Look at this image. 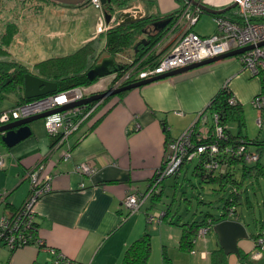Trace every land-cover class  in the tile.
I'll return each instance as SVG.
<instances>
[{"label": "crops", "instance_id": "0c3cea01", "mask_svg": "<svg viewBox=\"0 0 264 264\" xmlns=\"http://www.w3.org/2000/svg\"><path fill=\"white\" fill-rule=\"evenodd\" d=\"M205 2L218 8L226 1ZM136 3H140L137 6L145 15L163 17L180 10L184 0H152V3L139 0ZM86 8L88 6L81 10ZM122 8L116 10L118 14ZM185 25L184 21L173 34L167 33L158 46L159 54L167 53L176 44ZM110 82H100V89L108 88ZM225 85L243 109L261 90L260 80L244 69L239 57H229L130 90L123 96L109 97L91 123L96 125L72 149L67 160L62 159L60 152H51L43 120L33 122L32 135L13 148L0 141V159L4 160V166L0 167V195L7 193L0 203V219L20 208L29 195L27 170L44 163L45 173L52 177V191L36 206L38 240L14 250L0 245V264H57V255L77 264H122L128 247L146 232L152 236V252L147 264H211V252L221 248L213 230L203 239L194 240L192 252H184L180 249L184 223L168 219L171 209L155 215L163 198L158 196L155 204L148 200L133 214L123 201L128 194L144 193L151 188L165 160L166 143L197 125L200 113ZM244 113L247 120L245 109ZM136 124L140 129H136ZM205 130L204 127L201 132L204 134ZM75 141L76 137L71 138V143ZM81 164L92 166L95 173L90 177L82 174L78 169ZM178 177H173L175 185ZM168 185L165 180L163 196ZM247 204L248 209H260L262 217L264 205L250 206L248 201ZM237 211L240 213L239 208ZM257 215L253 212L248 222L239 221L249 234L248 239L239 242L242 252L257 251L251 234L264 232L261 223L250 225ZM149 217H154L155 221L149 222ZM228 262L242 264L235 254L228 257ZM252 264H264V255Z\"/></svg>", "mask_w": 264, "mask_h": 264}, {"label": "built area", "instance_id": "2783aa9c", "mask_svg": "<svg viewBox=\"0 0 264 264\" xmlns=\"http://www.w3.org/2000/svg\"><path fill=\"white\" fill-rule=\"evenodd\" d=\"M225 1L224 4H219L220 7L237 4V7L230 11L234 13L236 18L232 19L225 15L215 16L213 18L216 25L215 32L209 36H202L193 31V28L199 22L202 11L194 7L190 1L185 0L177 15V22L173 26V29H178L183 21L186 22L182 35L176 44L167 53L162 54L157 61H151L147 66L141 67V62H139L122 72L120 76L117 72L114 73L111 80V82H115L114 86L111 85L112 90H116L128 82L151 79L232 51L253 47L238 55V57L244 69L252 77L260 80L261 90L253 98L252 104L262 113L264 110V0ZM90 4L102 12L103 19L101 18L99 21L98 32L104 33L111 27L112 23L116 24L117 16L113 17L111 24L106 23L101 0H90ZM87 92H89V88L77 87L65 92L32 99L31 102L26 104L0 111V127L77 103L86 97ZM235 102V98H232L231 103L234 104ZM85 106L73 107L70 110L49 115L43 119L48 136L56 139L53 151L60 152L64 160H67L72 152V145L68 142L69 136L79 129L81 124L90 119L84 113ZM199 120L205 125L207 115L201 112L198 117ZM259 122L262 123V117L258 120ZM215 124L214 134L217 137H222L223 129L218 125L217 116H215ZM136 129H140L139 124H136ZM192 129H195L194 126L189 127L178 139L168 143L165 160L162 167L157 171L158 178L151 189L140 194L131 193L125 197L123 204L129 209L130 214L138 212L141 206L152 197L159 182L168 176L177 174L185 162H192L202 154L210 159L207 168L211 171L222 168L220 162L226 164L230 157H243L246 163L250 165L260 160V154L256 151H247L245 145L238 146L237 149L222 147L217 142L194 145V130ZM205 133L196 132V136L200 140ZM3 166L4 160L1 158L0 167ZM78 169L88 177L95 173L94 168L88 164H81ZM45 170V164L41 163L26 171L25 177L30 183L29 195L20 208L0 219V245L14 250L38 240L35 233L36 206L41 198L52 191V177L50 174H46ZM82 187H85V185L82 184ZM5 195H7L6 192L0 195V203ZM156 220H159V218L157 217ZM153 221H155V218L149 217V222ZM210 231V226L201 228L196 239H203ZM258 244L260 248L254 253L255 259H261L264 255V241L260 239ZM55 259L56 263L60 264L59 259L65 258L57 255ZM65 260L68 263L77 264Z\"/></svg>", "mask_w": 264, "mask_h": 264}, {"label": "trees", "instance_id": "16d2710c", "mask_svg": "<svg viewBox=\"0 0 264 264\" xmlns=\"http://www.w3.org/2000/svg\"><path fill=\"white\" fill-rule=\"evenodd\" d=\"M28 1L43 3L49 0ZM136 1L139 0H112L110 3L103 5V12L112 15L113 18L114 16L118 15L116 11L118 9L116 8L118 5L119 8L123 7L122 9H126L129 5ZM145 1L152 3V0ZM179 1L181 2V0ZM89 4L90 0H86L84 3L78 5V7L84 8ZM178 14L179 10L163 17L146 15L143 19L135 23L126 25H111V27L106 32L99 34L97 38L83 44L73 54L60 57H52L50 59L38 62L34 65L33 69H30L26 65L16 61L13 58H9L10 54L9 52H7L6 47H10L12 45L16 35L20 32V30L16 25V22L8 23L0 39L2 45L0 46V104L13 94L16 95L18 99L15 105L11 106L10 108L32 101V99H26L24 94V81L27 74H32L43 80L56 83V93H61L77 87L91 88V86L99 79L91 81L88 78V72L98 63H100L99 60L104 55L106 57L113 58L117 64H121L123 66L121 70L117 71L118 76H120L122 72L126 71L139 62H141V67H144L150 64L151 61H157L162 56V54L158 53V46L167 35V33L171 30V28L176 24ZM209 16L213 18L215 17L214 15ZM225 16L231 17L232 19L236 18L233 12H228L225 14ZM166 18H170L171 23L164 30L156 32L154 30L153 24L158 20ZM98 38L104 39V47L100 52H97L96 48L94 47V42ZM142 39H146L148 44H140L136 50L137 44ZM129 54L132 56L127 62L126 60H124L125 62L119 60L122 56L127 57ZM114 83L115 82L113 81V85ZM131 83L133 82H128L125 85ZM110 85H112V82L110 83ZM126 92L121 93L119 96H123ZM89 94L90 91L87 92V96ZM232 98L235 97L232 91L229 89L228 85H225L223 88H221L220 91L213 97L209 106L203 112V114L207 115L206 124H201L199 120L198 124L194 126L195 129H192L194 130V145L217 142L222 147H231L233 149H237L238 146L245 145L247 151L252 152L250 149L251 145L259 144L257 140L252 141L248 136L243 134V129L246 125L244 109L242 104L238 100H236V98V102L232 104ZM101 109L102 108L99 107V109L95 112L93 119L100 113ZM215 116L218 117V125L223 129L222 137H217L214 134V129L216 127ZM210 117L213 121V124L209 123ZM89 120L91 121L92 119ZM89 120L81 124L79 129L75 133L74 137H76V141L72 143V149L76 147L96 125L90 124ZM232 124L237 125L238 132L236 134L232 130ZM204 127L207 129V131L205 135H203L199 140V138L196 136V132H201L200 130ZM0 141L3 142L1 134ZM55 142L56 139L50 137V148H53ZM68 142L71 143V139H68ZM167 145L168 142L166 143V149ZM196 159L197 163L194 167L193 173L202 182H221L223 185L229 178L233 176L234 167L237 164H240L243 167V182L245 179L250 177L254 179H260L261 174H264V169L260 164V161L258 163L250 165L247 164L245 159L240 156H236L233 158L230 157L226 164L224 162H220L222 168L212 171L207 168L210 159L206 157V155L202 154ZM184 168L185 163L181 166L178 173L174 177H177L180 173H183ZM157 178L158 176L155 175L153 183L157 181ZM165 180L166 178L158 183L157 188L152 194V197L148 199H151L150 201L153 204L158 202L159 199H156L158 196L160 197V199L164 197L161 192ZM153 183L151 184V187L153 186ZM245 191H247V189ZM245 191H240L237 188H234L231 196L226 200L225 215L222 218H215L211 215V213L203 212L202 219L195 220L192 223L182 224L181 227L183 229V233L180 242V249L184 252H192L195 247L194 240L196 239L200 229L203 227L210 226L212 231L216 223L225 219L240 221V218L242 216L240 215L241 213H238L237 209L243 205L242 199L243 193ZM247 201L251 203L250 206H254L253 202L250 200V197L247 198ZM262 214V217L260 214H258L256 217L254 216V218L252 219L253 223H251L250 225H257V223H261L262 225H264V212H262ZM251 238L255 241V250H258V248H260L258 241L260 239L264 241V232L260 231V233L257 234L253 233L251 234ZM151 252L152 236L148 232H146L142 237L134 241L128 247L124 254L122 264H147L151 256ZM239 253V261L242 264H252L254 260H256L254 258L253 252L245 253L240 250ZM229 256L230 255H227L222 248H218L211 252L210 262L211 264H229ZM59 260L60 264H72V262H66L65 259Z\"/></svg>", "mask_w": 264, "mask_h": 264}, {"label": "rangeland", "instance_id": "374dc122", "mask_svg": "<svg viewBox=\"0 0 264 264\" xmlns=\"http://www.w3.org/2000/svg\"><path fill=\"white\" fill-rule=\"evenodd\" d=\"M99 15H101L100 11L91 5L81 10L78 6L64 5L51 0L43 3L28 0H0V39L8 23L16 22L20 32L16 35L12 45L6 47V50L10 54L9 58L33 69L38 62L73 54L83 44L91 41L95 33L97 35L95 38L102 34V32H96L98 22L102 18V15L100 18ZM215 26L213 18L203 14L193 31L202 36H209L215 32ZM175 30L177 29L172 27L170 32H175ZM0 46H2L1 40ZM94 47L97 52H100L104 47V39H96ZM131 56L130 54L127 57L122 56L119 60L127 62ZM104 58H106L105 55L100 58L99 62ZM111 79L112 75L102 78L97 83L110 82ZM91 93L94 94L93 91ZM87 97H90V94ZM17 99L16 95H10L0 104V111H5L6 108L15 105ZM244 109L247 120L243 134L247 135L250 140L259 142V144L251 145L250 149L261 155L259 161L264 169V110L260 113L252 102ZM261 117L262 123H258ZM209 123L213 124L211 117ZM232 126L235 127L233 132L236 134L237 125L232 124ZM196 163L197 159L185 162L184 172L179 177L177 176L176 185L173 177L166 179L170 185L166 188L163 203L161 202L156 207L155 215L159 216L171 209L172 213L168 219H174L176 222L192 223L202 219L203 212H209L213 217L220 219L225 215L226 200L231 196L234 188L240 191L247 189L243 194V205L239 207L242 216L240 221L251 220L249 214L252 216L253 212L259 214L260 209L247 208V197H250L254 205L257 203L264 205V174H261L259 181L250 177L243 182V167L237 164L234 167L233 176L223 185L221 182H202L193 173ZM1 212L2 208H0V215ZM262 212H264L263 209Z\"/></svg>", "mask_w": 264, "mask_h": 264}, {"label": "water", "instance_id": "95a60500", "mask_svg": "<svg viewBox=\"0 0 264 264\" xmlns=\"http://www.w3.org/2000/svg\"><path fill=\"white\" fill-rule=\"evenodd\" d=\"M51 1L61 3L64 5L78 6L84 3L86 0H51ZM111 1L112 0H101V3L102 5H105L107 3H110ZM186 1H191L195 6L200 7L204 13L208 15H214V16L225 15L226 13L230 12L231 10L237 7V4H233L226 8L217 9L209 5H205L197 0H186ZM116 8H119V5ZM145 16H146L145 12L141 8L136 7L134 3H132L126 9L119 11V14L117 15V18H116V24L126 25V24L135 23L143 19ZM104 17L108 25L113 22L112 15L104 13ZM170 23H171L170 18L158 20L153 24L154 30L156 32H160L164 30L165 28H167ZM140 44L147 45L148 43L146 39H142L137 44L136 50ZM252 48L253 47H246V48H243L237 51H232L227 54H224V55H221L215 58H211L208 60H204L202 62H198L190 66H187V67H184V68H181V69H178V70L166 73V74H162V75H159L151 79L128 84L118 90L111 91V95L117 96L123 92L137 89V88L149 85L156 81L175 77V76L187 73L189 71H193L195 69H199L201 67L219 62L223 59L238 56ZM122 67L123 66L121 64H117L113 58L106 57L88 72V78L91 81H94L96 79H101V78L112 75L113 72H117L118 70H121ZM56 92H57L56 83L43 80L32 74H27L25 76L24 94H25L26 99H29V100L36 99V98L44 97V96H47V95H50ZM104 96L105 94L94 95L82 101H79L77 103L70 104L67 106H62L50 112L36 115V116H33L25 120L16 121L14 123L2 126L0 128V134L2 135V141L8 148H13L17 146L18 144H20L21 142L27 140L32 135V129L30 126L33 122L41 121L49 115L64 112V111L70 110L73 107L85 106L91 103L92 101L103 98ZM213 231L218 237L220 247L224 250V252L227 255H233V254L239 255L240 254L239 253L240 252L239 242L241 240H246L249 238L247 227L243 223L237 220L225 219L223 221H220L216 223Z\"/></svg>", "mask_w": 264, "mask_h": 264}, {"label": "flooded vegetation", "instance_id": "af4514ba", "mask_svg": "<svg viewBox=\"0 0 264 264\" xmlns=\"http://www.w3.org/2000/svg\"><path fill=\"white\" fill-rule=\"evenodd\" d=\"M185 1V0H184ZM197 1H200L201 3H203V4H205V5H208L207 4V2H205L204 0H197ZM191 2V1H190ZM134 3H136V2H134ZM192 3V2H191ZM194 5V4H193ZM135 6L136 7H138L137 6V3L135 4ZM210 6V5H209ZM194 7H197V8H199L201 11H202V9L200 8V7H198V6H195L194 5ZM211 7H213V8H216V7H214V6H212L211 5ZM228 7V6H227ZM222 8H226V7H218L217 9H222ZM203 11H202V13H201V16L203 15ZM204 14H206V13H204ZM208 15V14H207ZM115 23H112L111 25H114ZM116 73V72H115ZM114 73H112V75H113ZM111 76V75H110ZM102 79V78H101ZM101 79H99V80H101ZM98 80V81H99ZM112 80V79H111ZM97 81V82H98ZM94 83L92 86H91V90H90V96L92 95V96H94V95H102V94H105V96L103 97V98H100V99H98V100H95V101H92L91 103H89V104H87L86 106H85V110H84V113L87 115V117H88V119L90 118V119H92L91 121L93 122L94 121V119H93V116H94V114H95V112L98 110V108L104 103V101L106 100V99H108L109 97H112L113 95H111V91H115V90H112V86H114L113 85V81H112V86L110 85V86H108V88H103V89H100V83L98 84V83ZM111 83V82H110ZM133 83H136V82H133ZM122 87H124V85L123 86H121V87H119L118 89H120V88H122ZM118 89H116V90H118ZM91 91H93V93L94 94H92L91 93ZM120 95V94H119ZM119 95H117V96H119ZM88 98V97H87ZM87 120V119H86ZM90 121V120H89ZM90 121V122H91ZM78 130V129H77ZM77 130L76 131H74L70 136H69V139H71V138H73L74 136H75V133L77 132ZM71 145H72V143H71ZM53 148H54V146H53ZM53 148H51L52 150H53ZM53 153H55L54 151H53ZM176 175V174H175ZM175 175H173V176H168V177H166V179H168V178H171V177H174Z\"/></svg>", "mask_w": 264, "mask_h": 264}, {"label": "bare ground", "instance_id": "6f19581e", "mask_svg": "<svg viewBox=\"0 0 264 264\" xmlns=\"http://www.w3.org/2000/svg\"><path fill=\"white\" fill-rule=\"evenodd\" d=\"M86 97H87V95H86ZM91 97V96H90ZM89 98V97H88ZM82 101V100H81ZM44 114V113H43ZM40 115V114H39ZM36 116V115H35ZM31 118V117H30ZM26 119H28V118H26ZM22 120H25V119H22ZM18 121H20V120H18ZM14 123V122H13ZM11 124V123H10ZM8 125V124H7ZM5 126V125H4ZM1 128V127H0ZM51 152H53V150L51 149Z\"/></svg>", "mask_w": 264, "mask_h": 264}]
</instances>
